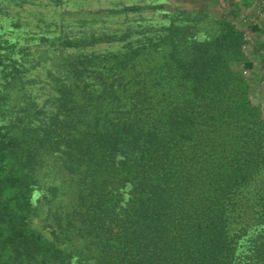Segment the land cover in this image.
Instances as JSON below:
<instances>
[{"label":"trees","instance_id":"1","mask_svg":"<svg viewBox=\"0 0 264 264\" xmlns=\"http://www.w3.org/2000/svg\"><path fill=\"white\" fill-rule=\"evenodd\" d=\"M28 2L0 0V17ZM138 15L0 31V264H264V117L234 67L241 31Z\"/></svg>","mask_w":264,"mask_h":264},{"label":"rangeland","instance_id":"2","mask_svg":"<svg viewBox=\"0 0 264 264\" xmlns=\"http://www.w3.org/2000/svg\"><path fill=\"white\" fill-rule=\"evenodd\" d=\"M163 3L165 10L158 12L116 13L104 16L103 13L91 14L95 10L120 9L125 5H146ZM173 8L184 11H202L217 19L233 23L242 33V57L234 63L240 77L248 86V97L264 117V0H29L22 6L10 5L8 16L0 17L1 32L7 38L23 37L24 34L48 35L58 26H64L68 31L76 30L77 23L88 20L93 28H122L125 23L169 24ZM132 18V19H131ZM10 21L17 22L12 27ZM54 23V24H52ZM55 24H57L55 26ZM202 26V24L198 23ZM10 32V33H9ZM200 34H196V36ZM32 41V40H28ZM35 42V41H33ZM97 51L105 49V45L93 47ZM39 192L34 193L38 197Z\"/></svg>","mask_w":264,"mask_h":264}]
</instances>
